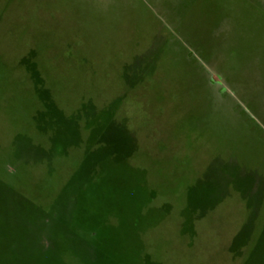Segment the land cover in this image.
<instances>
[{"label":"rangeland","instance_id":"obj_1","mask_svg":"<svg viewBox=\"0 0 264 264\" xmlns=\"http://www.w3.org/2000/svg\"><path fill=\"white\" fill-rule=\"evenodd\" d=\"M264 264V0H0V264Z\"/></svg>","mask_w":264,"mask_h":264},{"label":"trees","instance_id":"obj_2","mask_svg":"<svg viewBox=\"0 0 264 264\" xmlns=\"http://www.w3.org/2000/svg\"><path fill=\"white\" fill-rule=\"evenodd\" d=\"M7 264V263H6Z\"/></svg>","mask_w":264,"mask_h":264}]
</instances>
